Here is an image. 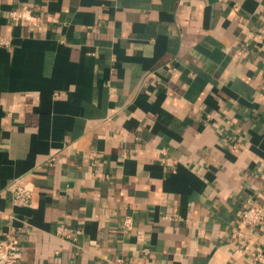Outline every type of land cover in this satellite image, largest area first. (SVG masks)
Segmentation results:
<instances>
[{"label":"crops","instance_id":"1","mask_svg":"<svg viewBox=\"0 0 264 264\" xmlns=\"http://www.w3.org/2000/svg\"><path fill=\"white\" fill-rule=\"evenodd\" d=\"M23 6L55 21L10 23ZM0 37V238L21 264L264 254V226L232 230L264 207V0H0Z\"/></svg>","mask_w":264,"mask_h":264},{"label":"built area","instance_id":"2","mask_svg":"<svg viewBox=\"0 0 264 264\" xmlns=\"http://www.w3.org/2000/svg\"><path fill=\"white\" fill-rule=\"evenodd\" d=\"M9 22L12 24H23L33 28L40 27L45 22L55 21L50 16H42L27 6L18 7L9 13ZM1 46H9L10 39L0 37ZM257 101L264 104V92L257 96ZM50 159L49 161H53ZM33 188L26 183L25 177L17 178L12 186V200L15 206H28L33 198ZM132 217L124 220V229L130 232L134 229ZM264 226V207L256 205L253 200H248L241 211L238 225L233 227V232L237 237H241L242 228ZM20 237L15 232L7 234L5 238H0V264H21L22 247ZM145 254H149L148 248L144 249ZM112 264H126V259L117 256L112 260ZM244 264H264V254L257 252L245 261Z\"/></svg>","mask_w":264,"mask_h":264}]
</instances>
